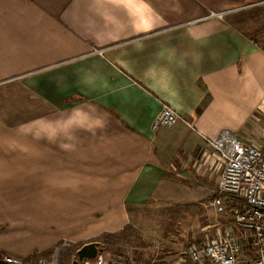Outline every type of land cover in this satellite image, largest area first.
<instances>
[{"label": "crops", "instance_id": "0c3cea01", "mask_svg": "<svg viewBox=\"0 0 264 264\" xmlns=\"http://www.w3.org/2000/svg\"><path fill=\"white\" fill-rule=\"evenodd\" d=\"M257 1L0 0V258L72 264L146 208L222 237L243 203L208 140L264 144V33L231 17Z\"/></svg>", "mask_w": 264, "mask_h": 264}, {"label": "built area", "instance_id": "2783aa9c", "mask_svg": "<svg viewBox=\"0 0 264 264\" xmlns=\"http://www.w3.org/2000/svg\"><path fill=\"white\" fill-rule=\"evenodd\" d=\"M257 1L249 7L263 4ZM246 6V7H247ZM226 13H211L210 17L223 19ZM183 120L169 107H162L152 124L154 131L168 128ZM224 160L217 182L220 193L242 201V207L232 215V224L224 229L223 236L209 243H189L178 258L183 264H264V154L261 147L245 144L233 132L222 131L208 140ZM235 230L239 237L234 235ZM243 231V233L241 232ZM250 244L249 255H244L240 240ZM0 264H24L12 257L0 258ZM35 264H50L39 260ZM79 264H109L102 253V260H83ZM152 264V263H147Z\"/></svg>", "mask_w": 264, "mask_h": 264}, {"label": "rangeland", "instance_id": "374dc122", "mask_svg": "<svg viewBox=\"0 0 264 264\" xmlns=\"http://www.w3.org/2000/svg\"><path fill=\"white\" fill-rule=\"evenodd\" d=\"M231 17H236L238 28L246 33H264V5L236 12ZM262 46L264 47V37L262 38ZM258 146L261 147L264 154V144ZM165 213L160 210V207L151 210L146 208L141 215L148 217L145 222L149 224V227L138 228L132 225L122 229L114 236L103 237L100 240V248L103 250L107 263L183 264L178 258L186 246L189 243L203 242L204 240L191 238L185 241L180 237L181 230H176L177 224L174 225L175 221L161 219ZM172 215L174 220H177L179 215L183 216V213L175 212ZM178 228L180 229V227ZM241 232L243 233V231ZM240 244L244 255H249L250 244L243 239L240 240ZM178 248H181L179 253H177Z\"/></svg>", "mask_w": 264, "mask_h": 264}, {"label": "water", "instance_id": "95a60500", "mask_svg": "<svg viewBox=\"0 0 264 264\" xmlns=\"http://www.w3.org/2000/svg\"><path fill=\"white\" fill-rule=\"evenodd\" d=\"M103 250L100 248L99 243L92 242L83 245L76 253V259L72 264H79L83 260H93L98 259L102 260ZM237 264H245L243 261L238 262Z\"/></svg>", "mask_w": 264, "mask_h": 264}]
</instances>
